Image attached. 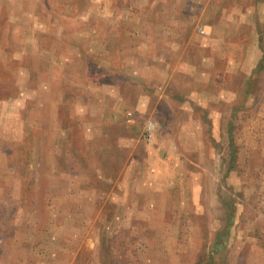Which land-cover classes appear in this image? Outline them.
<instances>
[{"label":"rangeland","instance_id":"rangeland-1","mask_svg":"<svg viewBox=\"0 0 264 264\" xmlns=\"http://www.w3.org/2000/svg\"><path fill=\"white\" fill-rule=\"evenodd\" d=\"M258 1L0 0V264H264Z\"/></svg>","mask_w":264,"mask_h":264},{"label":"crops","instance_id":"crops-1","mask_svg":"<svg viewBox=\"0 0 264 264\" xmlns=\"http://www.w3.org/2000/svg\"><path fill=\"white\" fill-rule=\"evenodd\" d=\"M256 4H258V7H256V9L258 8V9H261V10H264V1L263 0H259ZM260 5V6H259ZM243 4L242 3H239V2H236V1H234L233 3H232V6L231 7H228V8H226V13H228V11H233V13H237V14H239V16H236L237 18L238 17H240V19H241V13H242V11H244V8H243ZM251 11V10H250ZM192 12V7L191 6H189V3H184L183 5H180V6H178V7H176L175 8V6H174V4H172V15H173V28L174 29H176V28H178V27H184V28H190V24H191V22L189 21H186V23H185V18H182V20H179L178 18H177V14L179 13V14H190ZM190 20L192 21V18H190ZM230 19H229V16L227 15H224L223 16V18H222V21H223V23H227L228 21H229ZM242 20V19H241ZM243 22V21H242ZM245 23H248V24H253V22H250V21H245ZM236 24V23H235ZM234 26V25H233ZM176 42H179V43H188V41H187V39L186 38H184L182 41H180V39L179 40H177ZM223 42H226L225 41V39H224V41ZM174 61V60H173ZM176 69H174V78L177 76L176 75ZM181 82H182V84H183V87H187V85H189V83H188V81H187V78L186 77H184V78H182V80H181ZM180 88V87H179ZM181 89V88H180ZM147 97H148V99L150 98V96L149 95H147ZM149 103L150 102H148V105H149Z\"/></svg>","mask_w":264,"mask_h":264}]
</instances>
